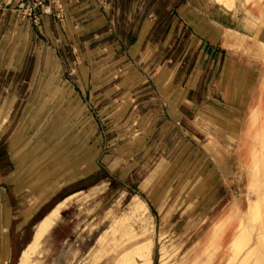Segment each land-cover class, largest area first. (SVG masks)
Masks as SVG:
<instances>
[{"label": "rangeland", "instance_id": "rangeland-1", "mask_svg": "<svg viewBox=\"0 0 264 264\" xmlns=\"http://www.w3.org/2000/svg\"><path fill=\"white\" fill-rule=\"evenodd\" d=\"M73 1L63 0L60 14L44 12L53 25L40 29L38 17L13 7L15 41L3 52L17 72L3 77L7 90L0 92V264H18L36 224L71 194L45 229L42 264H113L124 245L149 237L152 264H264V214L245 227L235 248L212 240L194 251L234 197L245 210L251 193H264L263 171L242 159L239 146L248 101L264 73L260 52L247 48L258 61L251 68L243 62L240 76L229 72L241 111L193 107L186 99H200L202 77L195 85L177 83L184 92L193 86L195 96L173 93L172 80L182 75L167 56L168 44L151 45L148 58L138 59L134 39L89 38L76 26L81 12ZM245 1L258 14L251 42L263 41L264 0ZM215 3L231 10L237 0ZM135 196L144 199L139 217L130 213ZM102 234L103 248L92 262Z\"/></svg>", "mask_w": 264, "mask_h": 264}, {"label": "crops", "instance_id": "crops-1", "mask_svg": "<svg viewBox=\"0 0 264 264\" xmlns=\"http://www.w3.org/2000/svg\"><path fill=\"white\" fill-rule=\"evenodd\" d=\"M71 3L81 12L76 16V26L86 28L89 38L104 36L102 38L109 42L118 38L121 43L134 39L132 45L138 50V59L148 58L145 56L149 53V46L168 44L167 56L177 60L176 66L182 75L172 80L173 85L180 84L184 79L195 85L202 77L201 88L196 89V92L202 91V95L200 99L187 98L186 103L190 106L205 107L209 104V107L222 109L224 115L242 110V103L236 102L231 95L240 92V89H236L229 79L236 70L240 76L243 62L247 61L251 68L258 59L247 53L245 46H238L239 37L225 36V28L234 29L239 36L250 37V40H243L244 44L253 43L258 14L257 10L252 12L248 9L249 2L237 0L235 9L231 10L215 3V0H74ZM15 5L16 0H0V92L7 90L3 77L17 72V67L13 69L11 65L10 54L3 52L15 41L13 38L16 35L10 34L18 22L13 12ZM50 18L49 14L40 13L36 27L40 29L47 21L52 26ZM119 28L125 29L120 32L117 31ZM260 34L264 41V26ZM174 70L176 67L171 74ZM178 84L175 89L172 88L173 93L195 96L193 86L184 92ZM172 99L171 93L170 101ZM251 99L252 96L248 103ZM171 105H178L176 98Z\"/></svg>", "mask_w": 264, "mask_h": 264}, {"label": "bare ground", "instance_id": "bare-ground-1", "mask_svg": "<svg viewBox=\"0 0 264 264\" xmlns=\"http://www.w3.org/2000/svg\"><path fill=\"white\" fill-rule=\"evenodd\" d=\"M226 3H228V2H226ZM229 3H231V2H229ZM225 29L228 32V33H226V34H228L227 37H230V36H231V38H233V37L235 38V36L239 37L237 42L238 43L242 42L243 43L242 46L244 45L245 49L251 48V50H253L255 47V49H257L260 52L258 54H260L259 57L261 56L260 57L261 61L262 60L264 61V59H263L264 58V41L256 40L255 41L256 44L251 43L253 45L248 44V43L244 44V42H243L244 36L241 37V36H239V34H235L236 32H234V34H233L232 33L233 31H230L231 32L230 33L228 31L230 28L228 30H227V28H225ZM226 34H225V36H226ZM240 45L241 44H238L239 47H240ZM247 45L248 46L251 45L253 47H251V46L246 47ZM248 51H250V50H248ZM250 53L252 56H254V54L256 52L254 51V53H253V51H252ZM258 54H256V55H258ZM256 55L254 57H258ZM262 56H263V58H262ZM263 72H264V70H263ZM261 76L262 77L260 78L258 85L255 89L254 96L252 97V99L249 103V106H248L247 122H246V125L243 127L242 134L239 138V146H240V150H241L240 155H241L242 159L244 161H246L247 164H250V165L255 164L256 171H263V174L260 177V181H261L260 184L264 185V73H262ZM253 128L255 129L254 130L255 134L250 135ZM249 137H252V139ZM254 179H256V177H254ZM73 195L74 194H71L67 197H64L60 201L56 202L55 205H53V207L50 209V211L46 215L44 214L45 216H43V218H41V220L36 224L31 240L28 242L26 249L24 248V251L22 253H20V255H19V258L17 261L18 264H42V261L44 258V247L42 244H43L45 235L49 232V231L46 232L45 229L47 227L49 228L51 223H56L58 217L60 216L61 208L66 204V201ZM251 195H254V196L252 197ZM251 195L248 196V199L246 202L247 206H246L245 210L242 209L241 204H239L238 200L235 197L225 206V208L223 209L220 216H218L216 218L214 223L208 228V230H206L203 233L202 237L196 242V245L194 248L195 253L198 252L199 250H201L202 246L205 243L211 242L212 240L213 241L218 240V245L220 247L227 246L230 248H232V247L235 248L238 245V243H239L238 239H241L246 235L245 231H244L245 227H247L248 224L252 223L253 221H255V224L257 221H261V217H263V214H264L263 213L264 212V193H263V191L262 190L254 191L253 193H251ZM143 200L140 199L138 196H135L134 201L132 202V204L130 206V213L131 214L135 215L136 217H139V207H145V205L143 206V204H144ZM262 207H263V209H262ZM185 215H187V214H185ZM151 223H152V221H151ZM262 224L264 226V220H263V222L262 221L260 222V225H262ZM145 225H146V223L143 226H145ZM239 225L241 227L243 225V227L238 228ZM52 226H54V225H52ZM252 227L253 226H251V228ZM260 228L262 229V226H260ZM152 229H154V228H152ZM105 234L99 235V238H98L99 245H98V247L94 248L93 251L91 252L92 262L97 259V252L103 248V246H101V242H102ZM256 234H258L256 236H260L263 234V232L257 231ZM136 235L137 234H131V238L134 240L137 239ZM131 238L128 237L126 240H123V244L128 242L129 240H132ZM256 238L259 239V237H256ZM260 240L261 239H259V241ZM242 241H243V239H242ZM242 243L240 242V244H242ZM256 244H258V243H256ZM260 245L262 246V243ZM253 246H251V247H253ZM251 247H249V248H251ZM263 247H261V248H263ZM258 248H259V246H258ZM251 251H253V250H251ZM236 253H237V251H235L234 255ZM243 254H245V253H243ZM249 255H247V256H249ZM256 256H258V255H256ZM262 256H264V254ZM241 257H243V255ZM219 258H220V256H219ZM260 259H258V260L261 261ZM262 259H263V257H262ZM194 260L199 261L197 254L194 255L193 261ZM255 260H257V258ZM152 261H153L152 260V239L149 237V238H146L142 241H136L135 240V242H133V244H130L129 246L124 245V248L119 252V254L117 255L113 264H152ZM227 262H229V261H227ZM160 264H164V263L162 262ZM177 264H184V263L182 261H179V262H177Z\"/></svg>", "mask_w": 264, "mask_h": 264}, {"label": "built area", "instance_id": "built-area-1", "mask_svg": "<svg viewBox=\"0 0 264 264\" xmlns=\"http://www.w3.org/2000/svg\"><path fill=\"white\" fill-rule=\"evenodd\" d=\"M63 0H17L16 6L31 20L35 21L41 12H62Z\"/></svg>", "mask_w": 264, "mask_h": 264}]
</instances>
